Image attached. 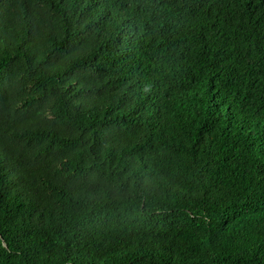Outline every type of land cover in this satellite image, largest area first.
Here are the masks:
<instances>
[{"label": "trees", "instance_id": "obj_1", "mask_svg": "<svg viewBox=\"0 0 264 264\" xmlns=\"http://www.w3.org/2000/svg\"><path fill=\"white\" fill-rule=\"evenodd\" d=\"M0 264H264V0H0Z\"/></svg>", "mask_w": 264, "mask_h": 264}]
</instances>
